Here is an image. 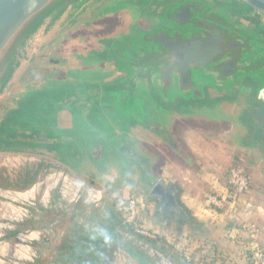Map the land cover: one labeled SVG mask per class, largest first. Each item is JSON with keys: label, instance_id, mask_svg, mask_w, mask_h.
<instances>
[{"label": "water", "instance_id": "95a60500", "mask_svg": "<svg viewBox=\"0 0 264 264\" xmlns=\"http://www.w3.org/2000/svg\"><path fill=\"white\" fill-rule=\"evenodd\" d=\"M240 1L264 17V0ZM95 2L0 0V153L57 160L62 141L72 146L77 142L74 135L29 127V114H24L28 106L13 108L11 99L39 73L49 49ZM166 19L177 28L154 26L140 34L142 41L118 47L121 76L70 87L53 109L77 107L90 115L107 114L125 130L126 139L116 147L118 164L134 163L152 174L147 185L153 193L163 190L167 200L174 201V187L158 181L154 159L137 149L130 132L175 148L180 141L174 119L213 116L228 109L237 145L264 163V33L240 26L211 0H184L166 13Z\"/></svg>", "mask_w": 264, "mask_h": 264}, {"label": "rangeland", "instance_id": "374dc122", "mask_svg": "<svg viewBox=\"0 0 264 264\" xmlns=\"http://www.w3.org/2000/svg\"><path fill=\"white\" fill-rule=\"evenodd\" d=\"M125 10L110 11L89 30L82 27L75 35L89 32L97 39L98 36H111L118 30L126 32L141 14L134 18L135 14ZM63 37L59 41L71 52L82 45L75 37L71 41ZM10 106L9 101L6 108ZM220 112L213 116L200 114L194 119L183 117L186 121L175 134L189 154L190 162L185 163L184 158L166 149L161 158L160 174L167 162L173 164L169 169L171 177L164 179L166 183L181 188L185 174L187 182L204 190L206 195L217 192L213 180L219 179L222 185L226 184L222 179L232 165L238 164L251 177L250 190L243 196L249 202L242 208L249 218L245 220L264 221V163L257 154L236 147V128L232 121L215 122ZM178 121L174 119L172 125ZM27 172H30L29 177ZM0 174L7 178L0 184V264H71L56 259V250L70 231L76 226L95 228L100 225L106 218L109 203L115 204L123 213L132 196L137 198L140 210L138 225L148 230L150 238L158 240V243L153 244L136 234L132 227L122 229V237L125 242L145 252L156 264H238L230 255L232 237L226 238L229 241L220 242L201 235L194 236L185 230L183 223H178L175 215L165 222L148 187L133 188L127 194L120 182L110 186L99 177L74 172L55 159L27 154L0 153ZM94 194L101 197L94 201ZM155 223H160L164 229H156ZM244 232L251 235L246 230ZM113 264L139 263L125 251L118 250Z\"/></svg>", "mask_w": 264, "mask_h": 264}, {"label": "flooded vegetation", "instance_id": "af4514ba", "mask_svg": "<svg viewBox=\"0 0 264 264\" xmlns=\"http://www.w3.org/2000/svg\"><path fill=\"white\" fill-rule=\"evenodd\" d=\"M183 1L96 0L88 11L78 16L72 29L67 31L62 38L71 41L75 37L82 45L75 52H71L67 50L63 42L58 40L46 53L44 61L38 65L39 73L30 80H26L20 92L11 99V102L15 104L13 108L28 106L24 114H29L25 121L29 127L41 128L46 133L77 136L78 140L74 146L65 141L60 143L59 154L55 158L61 164L74 172L99 177L110 186H115L120 182L124 185L126 192L133 188L148 187L150 196L164 220L174 215L180 218L183 216L177 202V188L162 182L165 186L174 187L170 190L174 201L167 200L163 190L153 193L152 188L147 185L153 178L152 174L148 172L146 174L134 163H128L127 166L122 167L118 164L116 147L119 141L126 139L123 133L125 130L118 127L115 122L112 123L107 114L90 115L77 107L55 110L53 108L55 101L66 95L70 87L78 86L86 81H103L121 76L123 70L116 64L118 47H124L128 41H142L140 34L151 30L154 26L176 29L177 27L166 19V13ZM211 2L216 8L226 9L240 26L248 25L250 29L264 33V17L255 12L252 7L245 6L240 0H211ZM123 8H126V12L135 14L134 18L141 14L128 31L118 30L111 36H98L97 39L89 32L75 35L82 27L89 30L96 21L99 22L106 17L108 12L121 11ZM231 117L230 110L222 109L215 122L232 121ZM185 121L180 119L173 125L175 133ZM130 134V138L137 142L139 151L154 157L156 163L154 173L158 177L160 176L161 158L166 154V149L173 150L177 156L184 158L185 163L190 161L189 154L178 137L179 145L171 148L143 134L134 132Z\"/></svg>", "mask_w": 264, "mask_h": 264}, {"label": "crops", "instance_id": "0c3cea01", "mask_svg": "<svg viewBox=\"0 0 264 264\" xmlns=\"http://www.w3.org/2000/svg\"><path fill=\"white\" fill-rule=\"evenodd\" d=\"M236 147L240 148L237 145V141ZM164 167V172L158 177L159 181L161 182H165L164 179L166 180V178L171 177L169 174V169L173 167V164L170 165V163L167 162ZM226 177L227 175L222 179V182L227 179ZM186 179L187 176L184 174L183 186L181 188L176 187L177 202L183 212V216H181V218L177 217L178 223H183L185 230L188 233L190 232L194 236L201 235L208 239H214L220 242L229 241V239L226 238L232 237V241L229 246L230 255H232L236 259L238 264H254L252 262L255 261V264H264V221H262L261 219L260 221L252 219V221L256 222L260 228V233L257 237H253L249 233L244 232L241 227L242 221L245 219H249L242 211L243 207L249 205L248 200L242 197V199L238 202L236 208L228 209L230 212L226 211L227 209L220 212L205 203L204 190L194 188L192 183L187 182ZM204 179H208L209 181L211 180L210 177H204ZM212 184L214 185V187H216L215 191H217L218 193L225 194L228 190L227 184L222 185V183L219 182V179L213 180ZM172 219L173 216H171L168 220ZM168 220H165V222H167ZM154 226H156V229H164V227H162L160 223H155ZM232 245L234 246L231 247ZM256 250L260 251L259 258L255 256V254H257ZM251 257L254 258V260L249 261Z\"/></svg>", "mask_w": 264, "mask_h": 264}, {"label": "trees", "instance_id": "16d2710c", "mask_svg": "<svg viewBox=\"0 0 264 264\" xmlns=\"http://www.w3.org/2000/svg\"><path fill=\"white\" fill-rule=\"evenodd\" d=\"M26 174L28 177L30 176V172ZM6 180L7 178L0 174V184L5 183ZM127 194L129 193L127 192ZM124 214V210L122 213L115 204L109 203L106 218L100 225L95 228L76 226L70 231L56 250V259L71 264H113L114 254L118 250H123L139 264H156L145 252L124 241L121 230L131 229V226L124 220ZM101 228L107 229L111 233L113 237L111 244L103 242L97 231ZM146 239L153 244L158 243L156 239ZM98 253H103V260Z\"/></svg>", "mask_w": 264, "mask_h": 264}, {"label": "built area", "instance_id": "2783aa9c", "mask_svg": "<svg viewBox=\"0 0 264 264\" xmlns=\"http://www.w3.org/2000/svg\"><path fill=\"white\" fill-rule=\"evenodd\" d=\"M226 178L228 190L225 194L214 192L205 195V203L208 206L217 210L236 208L242 197L249 192L251 186V177L248 172H246L244 167L238 164L232 165L228 170ZM98 194H94V201L101 197L98 196ZM139 212L140 210L138 207L137 198L132 196L129 198L127 206L125 207V222L133 228V231H135L136 234L145 238H150L151 233L148 230H145V228L142 226H139L137 223ZM241 227L243 230L250 232L253 237H257L260 233V228L256 222L243 220ZM256 253L257 254L255 255H260L259 250H256Z\"/></svg>", "mask_w": 264, "mask_h": 264}, {"label": "clouds", "instance_id": "9594fccd", "mask_svg": "<svg viewBox=\"0 0 264 264\" xmlns=\"http://www.w3.org/2000/svg\"><path fill=\"white\" fill-rule=\"evenodd\" d=\"M97 231L99 235L102 237L103 242L105 244H111L113 237L111 233L107 231V229L101 228V229H98ZM98 255L101 257L102 260L104 259L103 253H98Z\"/></svg>", "mask_w": 264, "mask_h": 264}]
</instances>
